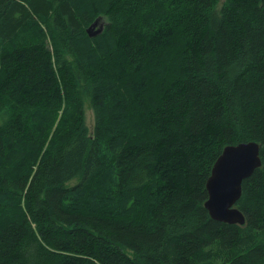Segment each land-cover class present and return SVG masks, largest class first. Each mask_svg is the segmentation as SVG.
Here are the masks:
<instances>
[{"label": "trees", "instance_id": "16d2710c", "mask_svg": "<svg viewBox=\"0 0 264 264\" xmlns=\"http://www.w3.org/2000/svg\"><path fill=\"white\" fill-rule=\"evenodd\" d=\"M0 264H264V0H0Z\"/></svg>", "mask_w": 264, "mask_h": 264}, {"label": "water", "instance_id": "95a60500", "mask_svg": "<svg viewBox=\"0 0 264 264\" xmlns=\"http://www.w3.org/2000/svg\"><path fill=\"white\" fill-rule=\"evenodd\" d=\"M100 19L97 17L87 27L90 36L102 31L104 24L99 23ZM260 164V144L256 141H241L222 148L205 183L208 196L204 206L213 219L244 223L245 216L235 204L241 195L242 181Z\"/></svg>", "mask_w": 264, "mask_h": 264}, {"label": "rangeland", "instance_id": "374dc122", "mask_svg": "<svg viewBox=\"0 0 264 264\" xmlns=\"http://www.w3.org/2000/svg\"><path fill=\"white\" fill-rule=\"evenodd\" d=\"M84 109H85V121L89 128L93 126L94 123V116H93V109L88 101L85 99L84 101ZM76 179H72L70 183H74Z\"/></svg>", "mask_w": 264, "mask_h": 264}, {"label": "flooded vegetation", "instance_id": "af4514ba", "mask_svg": "<svg viewBox=\"0 0 264 264\" xmlns=\"http://www.w3.org/2000/svg\"><path fill=\"white\" fill-rule=\"evenodd\" d=\"M104 22H105V21H104V19H102V18L99 20V23L104 24Z\"/></svg>", "mask_w": 264, "mask_h": 264}]
</instances>
